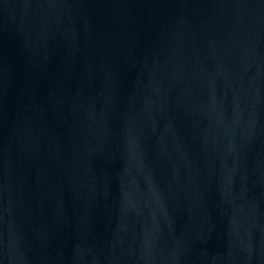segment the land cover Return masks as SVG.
Returning a JSON list of instances; mask_svg holds the SVG:
<instances>
[{
	"label": "water",
	"instance_id": "obj_1",
	"mask_svg": "<svg viewBox=\"0 0 264 264\" xmlns=\"http://www.w3.org/2000/svg\"><path fill=\"white\" fill-rule=\"evenodd\" d=\"M0 264H264V0H0Z\"/></svg>",
	"mask_w": 264,
	"mask_h": 264
}]
</instances>
